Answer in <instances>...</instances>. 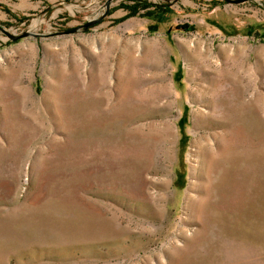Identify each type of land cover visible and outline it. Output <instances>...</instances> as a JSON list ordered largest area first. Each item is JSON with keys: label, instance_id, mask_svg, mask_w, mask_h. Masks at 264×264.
<instances>
[{"label": "rangeland", "instance_id": "374dc122", "mask_svg": "<svg viewBox=\"0 0 264 264\" xmlns=\"http://www.w3.org/2000/svg\"><path fill=\"white\" fill-rule=\"evenodd\" d=\"M104 2L0 0V264H264V0H113L7 34Z\"/></svg>", "mask_w": 264, "mask_h": 264}, {"label": "bare ground", "instance_id": "6f19581e", "mask_svg": "<svg viewBox=\"0 0 264 264\" xmlns=\"http://www.w3.org/2000/svg\"><path fill=\"white\" fill-rule=\"evenodd\" d=\"M166 86H168V89L171 91V88H173L172 83L166 84ZM215 109H207V111L204 112V115L207 114V116L205 117L206 119L211 118V120L214 119V113ZM164 129L172 136H175V127H174V123L167 120L164 122L163 125ZM195 144V148L193 150L192 153V158L194 160V164H196L198 166V164L202 161L203 163L206 161V173H207V177L209 179H213L214 175H218V176H222V172L220 170V165L218 164V162L213 159L211 160L209 157H206L205 154V150L207 148H213V150L215 149V144H216V133H211L209 134L207 137H200L199 139L195 140L194 142ZM204 165V164H203ZM200 173V172H199ZM204 173V172H203ZM200 175V174H199ZM198 175V176H199ZM219 182V181H218ZM193 181L191 183H189L188 188L192 189L193 186ZM214 185L213 183H211V187L212 188ZM189 192V191H188ZM187 192V195L185 196L186 201H188V199L191 197V194H189Z\"/></svg>", "mask_w": 264, "mask_h": 264}, {"label": "water", "instance_id": "95a60500", "mask_svg": "<svg viewBox=\"0 0 264 264\" xmlns=\"http://www.w3.org/2000/svg\"><path fill=\"white\" fill-rule=\"evenodd\" d=\"M112 1L113 0H105L104 5H103L104 11L99 16H96L92 19H89L85 23H83L77 27L71 28L69 30H66V31H60V32L49 33V34H40V33H35V32L28 30V31H24V32L19 33V34H9V33H7V34L13 41H16L18 39L25 38V37L53 36L56 34L73 33L79 29H87L88 27L95 25L96 23L101 21L108 14ZM225 1L231 2V3H239V2H243L245 0H225Z\"/></svg>", "mask_w": 264, "mask_h": 264}, {"label": "trees", "instance_id": "16d2710c", "mask_svg": "<svg viewBox=\"0 0 264 264\" xmlns=\"http://www.w3.org/2000/svg\"><path fill=\"white\" fill-rule=\"evenodd\" d=\"M126 8H128L131 13H135V7H133V6H126Z\"/></svg>", "mask_w": 264, "mask_h": 264}]
</instances>
